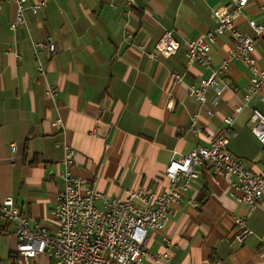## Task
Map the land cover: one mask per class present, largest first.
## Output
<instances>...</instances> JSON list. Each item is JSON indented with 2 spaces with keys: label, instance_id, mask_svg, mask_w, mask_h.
<instances>
[{
  "label": "crops",
  "instance_id": "0c3cea01",
  "mask_svg": "<svg viewBox=\"0 0 264 264\" xmlns=\"http://www.w3.org/2000/svg\"><path fill=\"white\" fill-rule=\"evenodd\" d=\"M36 1L45 2L41 12L26 11L14 31L9 24L15 7L7 0L0 3V202L12 198L22 216L53 232L49 214L64 187V146L75 151L72 174L105 198L123 199L144 187L161 193L168 186L163 175L168 162L207 146L223 129L225 117L234 119L236 132L229 154L250 172L264 174V152L247 125L250 110L235 112L251 77L243 62H228L220 97L209 91L201 104L186 92L227 58L232 47L228 35L211 45L210 69L188 65L185 53L189 40L215 26L211 13L228 0L27 3ZM260 6L261 0L247 2L236 23L240 32L253 35L248 21L264 23ZM124 26L132 45L122 43ZM164 32L179 45L175 54L150 60L136 48L153 51ZM46 38L56 53L41 50L33 56V44ZM255 47L254 56L264 67V43L259 40ZM116 54L119 60L113 59ZM173 72L182 77L177 86ZM48 85L58 88L55 104L45 97ZM260 96L264 86L249 106L264 114ZM193 116L197 133L190 130ZM58 118L61 130L51 126ZM11 144L17 146L15 153ZM198 171L199 178L172 207L163 227L148 232L145 255L136 264H264V196L259 208L249 212L234 199L232 180L206 168ZM233 217L243 218L252 232L242 244L231 243ZM12 229L1 237L10 234L16 242ZM15 263L24 261L16 254Z\"/></svg>",
  "mask_w": 264,
  "mask_h": 264
},
{
  "label": "built area",
  "instance_id": "2783aa9c",
  "mask_svg": "<svg viewBox=\"0 0 264 264\" xmlns=\"http://www.w3.org/2000/svg\"><path fill=\"white\" fill-rule=\"evenodd\" d=\"M3 0H0L2 3ZM15 7L14 20L9 24V30L14 31L24 23L26 11L36 15L45 5L44 1L27 3L28 0H7ZM249 0H228V2L211 13L215 26L198 39L186 43V62L188 65L197 64L204 69H210V48L216 37L228 35L232 40V47L227 52V58L206 79L199 80L198 85L188 86L187 94L198 103H205L206 95L213 91L220 97L226 83L223 79L227 75L228 62L239 60L249 70L251 77L244 95L241 107L250 110L248 127L250 132L261 145L264 152V114L249 106V100L260 95L264 86V67H260L254 56L259 40L264 43V23L258 24L248 21L253 36L238 30L236 23L243 13ZM264 2V0H261ZM133 5V0H128ZM1 9V4H0ZM264 9L260 6L259 10ZM132 35L126 27L122 28V43L131 44ZM179 45L169 32H164L153 51L147 52L143 46H136L139 52L148 59L156 56L168 57L175 54ZM34 55L45 50L48 54L56 53L54 43L50 38L33 44ZM114 60H119L118 54ZM264 66V57L261 59ZM39 71H42L39 68ZM170 77L176 86L182 83L178 73H171ZM58 88L48 85L45 89L46 99L55 104ZM264 104V97L260 96ZM211 115V112H208ZM224 127L217 136L209 138L208 145L198 147L184 157L172 158L163 175L167 181V189L161 193L149 187L130 190L125 198H105L100 193L88 187L86 182L75 177L71 170L74 165L75 151L64 146L63 190L56 196L50 216L55 225L53 232L48 231L38 221H30L19 212L10 197L0 202V217L13 229L16 239V254L24 264H34L36 258H43L38 264H136L145 255L144 247L149 231L159 230L165 224L172 207L178 205L183 195L189 190L194 181L199 178V169L206 168L215 176L232 180L231 187L237 195L234 199L244 205L249 212L259 208L264 196V174L257 175L250 172L244 162L232 157L228 152L230 140L236 136L234 119L223 118ZM51 126L61 130L60 118L51 121ZM190 130L197 133L196 116L192 117ZM11 152L17 151L15 144L10 145ZM101 201V207L96 203ZM235 233L231 243L242 244L252 232L246 227L243 218L233 217ZM210 264H221L215 261Z\"/></svg>",
  "mask_w": 264,
  "mask_h": 264
},
{
  "label": "rangeland",
  "instance_id": "374dc122",
  "mask_svg": "<svg viewBox=\"0 0 264 264\" xmlns=\"http://www.w3.org/2000/svg\"><path fill=\"white\" fill-rule=\"evenodd\" d=\"M253 36L252 34H250ZM261 41V40H260ZM14 239L9 236L0 237V259L2 260L1 264H10L8 257L11 253L16 252V245L14 244ZM40 261H44L43 258H36L33 262L38 264Z\"/></svg>",
  "mask_w": 264,
  "mask_h": 264
},
{
  "label": "trees",
  "instance_id": "16d2710c",
  "mask_svg": "<svg viewBox=\"0 0 264 264\" xmlns=\"http://www.w3.org/2000/svg\"><path fill=\"white\" fill-rule=\"evenodd\" d=\"M9 227L10 225L5 222L1 217H0V237L7 234L9 232ZM8 257V260L10 264H16V254H10ZM2 263V260L0 259V264Z\"/></svg>",
  "mask_w": 264,
  "mask_h": 264
}]
</instances>
